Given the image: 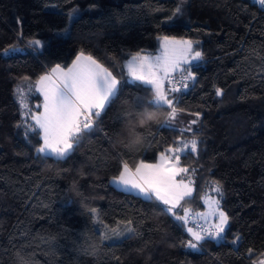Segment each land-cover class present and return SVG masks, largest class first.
<instances>
[{
	"label": "trees",
	"instance_id": "obj_1",
	"mask_svg": "<svg viewBox=\"0 0 264 264\" xmlns=\"http://www.w3.org/2000/svg\"><path fill=\"white\" fill-rule=\"evenodd\" d=\"M179 2L0 0V264H18L21 256L30 264L264 260V8L255 0H185L183 13L169 20ZM73 9L78 19L69 23ZM163 36L198 41L203 56L191 69L195 82L188 80L187 89L169 93L183 110L171 121L174 130L157 126L166 117L164 109H148L151 120L145 115L146 122L140 123L134 98L147 100L153 93L136 86L139 82L127 83L123 67L137 52L154 54ZM32 39L42 46L34 50L28 44ZM13 46L22 52L1 54ZM81 50L124 82L95 130L83 134L67 158H41L35 151L39 137L26 138L24 128L16 127L23 122L16 91L30 88L52 65L66 67ZM25 97L36 110L39 95L26 91ZM123 111L132 112L134 121H118ZM133 123L136 134L129 132ZM178 138H196L198 152L181 155L178 166L189 169L183 175L192 181L193 197L182 201L176 214L183 208L200 213L203 198L210 196L219 199V210L229 217L223 239L201 242L196 250L185 247L191 237L181 230V221L163 210L166 205L110 182L122 161L134 168L141 161L155 162L161 153L171 156L166 150ZM216 182L222 197L213 190ZM91 208L102 224L94 222ZM128 220L134 233L101 240L103 225L117 227ZM237 236L240 241L233 244Z\"/></svg>",
	"mask_w": 264,
	"mask_h": 264
},
{
	"label": "snow or ice",
	"instance_id": "obj_2",
	"mask_svg": "<svg viewBox=\"0 0 264 264\" xmlns=\"http://www.w3.org/2000/svg\"><path fill=\"white\" fill-rule=\"evenodd\" d=\"M185 0H180L172 15L168 18L183 13V5ZM256 3L264 8V0H256ZM76 9L68 14L69 23H74L78 17L74 16ZM20 23L19 19L17 21ZM63 32L70 36V28L65 27ZM162 42V52L153 56L151 53L142 55L137 52L127 60L123 67L128 69L130 79L127 83L136 84V86H144L145 91L153 93L150 99H143L139 96L134 98L137 105L136 115L141 120L147 115L151 120L152 113L148 109H164L166 117L163 122H157L159 128L173 129L171 121H174L182 109L178 108V99L170 97L169 93H177L183 89H187L189 84L186 82L196 80L195 72L191 69L195 67L199 61L203 59L202 52L195 49L194 44L199 42L191 40L175 41L174 38L167 36L158 37ZM42 41L32 39L28 41L30 47L34 50L42 46ZM16 51L15 46L5 49V53ZM188 65V68H184ZM180 71L182 74L183 89L177 87L166 88L165 81L169 85L174 83V74ZM186 72V76L183 73ZM28 80V77H24ZM122 79H118L111 71L100 64L93 56L85 54L81 50L70 66H62L56 64L50 71L41 75L34 85H30L29 92L32 88L43 97L42 103H37L35 111L27 108L23 100L21 104L22 123H17L16 127H23L25 137L29 138L30 134L39 137L41 143L36 147L35 151L41 158L51 157L56 161L67 158L79 143L83 134L95 130L97 121L101 117L105 109L119 95ZM223 90L216 89V95L221 96ZM22 95V93H21ZM143 107V111L140 110ZM43 111H40V109ZM27 109V110H25ZM199 117V113L195 114ZM118 121H134L132 112L123 111L117 117ZM31 121V122H29ZM192 125L197 120L190 122ZM150 127V125H149ZM135 124L129 128L131 134L137 133ZM181 131H192L191 128ZM167 153H161L160 162L156 164L145 163L141 161L136 165L133 171L127 161H122V167L119 175L114 177L111 183L121 185L124 190H135L138 195L146 198L155 199L167 207L163 209L167 213H172L177 221H182L187 233L191 237L185 244L189 249H198L201 242L207 240L220 241L225 233V226L229 222V217L219 211V199H212L211 202L216 205L219 220L214 225L205 228L197 225L196 229L188 226V216L190 209L183 208V215H177L176 210L181 208V202L186 198L193 197L192 181L186 182L184 175L189 169L179 167L181 155L198 152V140L196 138L190 141L178 138L174 147H169ZM180 177V179H177ZM222 197V189L218 182L213 189ZM211 199V198H210ZM90 213L94 218V222L103 223L99 220L97 209L91 208ZM123 223V227L119 225ZM117 227H109L103 225L104 231L100 232L101 240H114L125 237L136 231L132 226L133 222H117ZM240 237L232 241L238 244ZM249 255L252 250L249 249ZM18 264H30L29 260L20 257ZM264 264V260L260 261Z\"/></svg>",
	"mask_w": 264,
	"mask_h": 264
},
{
	"label": "rangeland",
	"instance_id": "obj_3",
	"mask_svg": "<svg viewBox=\"0 0 264 264\" xmlns=\"http://www.w3.org/2000/svg\"><path fill=\"white\" fill-rule=\"evenodd\" d=\"M175 39V38H174ZM180 40H188V39H175V41H180ZM161 41H159V47H158V50L154 53V54H152L153 56H155V55H159L161 52H162V48H161ZM194 47H195V49L196 50H198L197 48H196V44H194ZM16 48V51H14V52H10V53H17V52H22V48H20V47H15ZM10 53H7V54H10ZM1 54H3V55H5L6 53H5V50H3L2 52H1ZM142 55H144V54H142ZM77 56V55H76ZM76 56L72 59V61L76 58ZM129 59H131V58H129ZM128 59V60H129ZM72 61L67 65V66H70L71 64H72ZM126 63V62H125ZM55 65H52V66H50V67H48L47 69H45L33 82H32V84L31 85H34L35 84V82L39 79V77L41 76V75H44L45 73H50V71H51V69L54 67ZM188 68V65H184V68ZM125 69H126V67H125ZM128 70V69H127ZM128 78L130 79V77L128 76ZM165 86H166V88H171L169 85H167L166 84V82H165ZM26 91H29V88L27 87V88H23V87H19L18 89H17V91H16V95H15V99H16V101H17V103H18V106H20V108H21V104H20V101L21 100H23L24 102H25V104L27 105V108H29V106H28V102L26 101L27 99H26V97H25V95H26ZM31 92H34V93H37L38 95H39V97H40V100H39V103H42V101H43V97L42 96H40V94L38 93V92H36L35 91V88H32V90H31ZM21 93H22V95H21ZM22 110V109H21ZM25 110H27V109H25ZM35 111V110H34ZM40 111H43V109L41 108L40 109ZM238 147H240V146H238ZM237 147V148H238ZM237 151H238V149H237ZM211 198V199H210ZM212 199H214L213 197H210V196H206V197H204L203 198V203H204V205H205V208L203 209V210H201V212L199 213L198 212V215L200 216V218H203V216H207V218H209V219H207V218H203L202 220H204V224H206V225H209V226H212V225H214L215 223H217L218 222V220H219V216H218V211H217V209H216V205L215 204H213L212 202H211V200ZM220 211V210H219ZM209 222V223H208Z\"/></svg>",
	"mask_w": 264,
	"mask_h": 264
},
{
	"label": "built area",
	"instance_id": "obj_4",
	"mask_svg": "<svg viewBox=\"0 0 264 264\" xmlns=\"http://www.w3.org/2000/svg\"><path fill=\"white\" fill-rule=\"evenodd\" d=\"M184 75V74H183ZM167 83V81H166ZM168 84V83H167ZM169 85V84H168ZM172 87H177V88H183V82H182V74L178 73L177 75H174V83L171 84ZM200 225L203 226L205 228L210 227L209 225L204 224L203 222L196 220V219H192L191 216H188V226L193 227L194 229H196V226ZM181 230L186 233L188 236L189 234L187 233L186 228L183 226V222L181 221ZM198 230V229H196ZM213 241V240H212ZM214 242H218V241H214Z\"/></svg>",
	"mask_w": 264,
	"mask_h": 264
},
{
	"label": "crops",
	"instance_id": "obj_5",
	"mask_svg": "<svg viewBox=\"0 0 264 264\" xmlns=\"http://www.w3.org/2000/svg\"><path fill=\"white\" fill-rule=\"evenodd\" d=\"M256 1V0H255ZM131 58V57H130ZM129 59V58H128ZM127 59V60H128ZM126 60V61H127ZM125 61V62H126ZM124 65H125V63H124ZM126 70V72H127V76H128V70H127V68L125 69ZM42 142V141H41ZM160 162V155H158L157 156V159H156V161L155 162H153V163H151V164H156V163H159ZM140 162H138L137 164H139ZM146 163V162H145ZM136 164V165H137ZM136 165H135V167H136ZM135 167L134 168H131L133 171L135 170ZM119 175V174H118ZM117 175V176H118ZM113 179V178H112ZM112 179L110 180V182L112 181ZM115 188H117V189H119V190H122V191H125V192H131V193H133V194H137V192L135 191V190H132V191H126V190H124L123 189V187L121 186V185H118V184H114V183H111ZM138 195V194H137ZM140 196V195H139ZM142 197V196H141ZM154 199H155V197H153ZM156 200V199H155ZM157 201V200H156ZM159 202V201H158ZM161 203V202H160ZM184 213L182 212V214L181 215H183ZM189 216H191L192 217V219H196V220H199V221H201V222H204V220H202L203 218H207V216H203V218H200V216L198 215V213H189ZM207 219H209V218H207ZM209 223V222H208Z\"/></svg>",
	"mask_w": 264,
	"mask_h": 264
},
{
	"label": "clouds",
	"instance_id": "obj_6",
	"mask_svg": "<svg viewBox=\"0 0 264 264\" xmlns=\"http://www.w3.org/2000/svg\"><path fill=\"white\" fill-rule=\"evenodd\" d=\"M145 122H146L145 119H143V120L140 121L141 124H143V123H145Z\"/></svg>",
	"mask_w": 264,
	"mask_h": 264
}]
</instances>
